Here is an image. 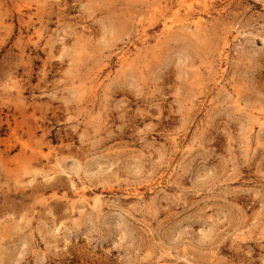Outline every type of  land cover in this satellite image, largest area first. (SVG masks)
I'll return each instance as SVG.
<instances>
[{
    "label": "rangeland",
    "instance_id": "rangeland-1",
    "mask_svg": "<svg viewBox=\"0 0 264 264\" xmlns=\"http://www.w3.org/2000/svg\"><path fill=\"white\" fill-rule=\"evenodd\" d=\"M0 0V264H264V0Z\"/></svg>",
    "mask_w": 264,
    "mask_h": 264
},
{
    "label": "bare ground",
    "instance_id": "bare-ground-1",
    "mask_svg": "<svg viewBox=\"0 0 264 264\" xmlns=\"http://www.w3.org/2000/svg\"><path fill=\"white\" fill-rule=\"evenodd\" d=\"M181 1H182V0H181ZM183 3H184V4H189V3H191V1H190V0H184Z\"/></svg>",
    "mask_w": 264,
    "mask_h": 264
}]
</instances>
